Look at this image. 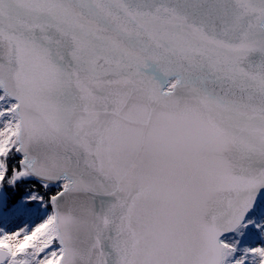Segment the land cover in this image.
Returning a JSON list of instances; mask_svg holds the SVG:
<instances>
[{
    "label": "snow or ice",
    "instance_id": "snow-or-ice-1",
    "mask_svg": "<svg viewBox=\"0 0 264 264\" xmlns=\"http://www.w3.org/2000/svg\"><path fill=\"white\" fill-rule=\"evenodd\" d=\"M0 264H264V0H0Z\"/></svg>",
    "mask_w": 264,
    "mask_h": 264
}]
</instances>
